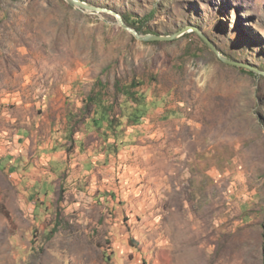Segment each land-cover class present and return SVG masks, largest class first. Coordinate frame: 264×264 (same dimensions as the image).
Instances as JSON below:
<instances>
[{
	"label": "rangeland",
	"instance_id": "obj_1",
	"mask_svg": "<svg viewBox=\"0 0 264 264\" xmlns=\"http://www.w3.org/2000/svg\"><path fill=\"white\" fill-rule=\"evenodd\" d=\"M83 1L264 71V0ZM116 80L140 82L136 124ZM0 264H264V75L195 31L0 0Z\"/></svg>",
	"mask_w": 264,
	"mask_h": 264
},
{
	"label": "trees",
	"instance_id": "obj_2",
	"mask_svg": "<svg viewBox=\"0 0 264 264\" xmlns=\"http://www.w3.org/2000/svg\"><path fill=\"white\" fill-rule=\"evenodd\" d=\"M125 19V18H124ZM127 22V21H126ZM128 23V22H127ZM139 32H143V29L140 26H134ZM145 33H152L146 31ZM100 81H97L96 85ZM140 84L136 80H132L130 83H121L119 80L114 82V86L117 94L124 95V99L118 103L121 109V115L125 116L128 119V122L131 124H136L140 118L147 112V103L142 97L135 91L133 88ZM87 101L92 104L98 105L100 107V114H96L91 121V124L97 127L98 130H102L104 127L106 130H111L112 133L120 126V118L122 116L112 114V108L114 102L109 101V99H104L101 92H96L92 90L88 96ZM106 123L104 126L103 124ZM106 130L102 132L105 134ZM57 231V226H54L51 230V234H54Z\"/></svg>",
	"mask_w": 264,
	"mask_h": 264
},
{
	"label": "water",
	"instance_id": "obj_3",
	"mask_svg": "<svg viewBox=\"0 0 264 264\" xmlns=\"http://www.w3.org/2000/svg\"><path fill=\"white\" fill-rule=\"evenodd\" d=\"M67 1L69 4H71L72 6L78 8V9H84V10L92 12V13H98V12H109V13H111L112 15H114L116 17L118 24L122 28H124L125 30L129 31L139 41L172 40V39L183 36L185 33L189 32V31H195L201 37V39L211 48V50L217 55V57L221 61H223L227 64L237 66V67H245V68L250 69L254 72H257V73L264 75L263 70H260L256 67L249 65V64L238 62V61H235V60H232V59L226 57L224 54H222L220 52L218 47L206 35H204L200 31V29H198L197 27L186 25L185 27H183L179 31H176V32L169 34V35L158 34V33H141L135 27L130 26L119 13H117L111 9H108L106 7L91 5V4L84 2L83 0H67Z\"/></svg>",
	"mask_w": 264,
	"mask_h": 264
}]
</instances>
